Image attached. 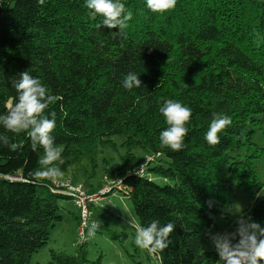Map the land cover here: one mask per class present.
Wrapping results in <instances>:
<instances>
[{
  "label": "trees",
  "instance_id": "16d2710c",
  "mask_svg": "<svg viewBox=\"0 0 264 264\" xmlns=\"http://www.w3.org/2000/svg\"><path fill=\"white\" fill-rule=\"evenodd\" d=\"M121 2L133 13L123 34L97 27L102 17L93 19L85 0H0V115L15 100L20 73L40 79L57 97L47 113L55 112L52 136L63 154L70 145L79 151L112 145V135L123 138L127 151L111 175L123 179L120 190L139 226L176 225L169 247L156 254L161 264H216L217 253L202 242L217 230L218 215L230 221L225 207L234 187L253 199L249 216L264 224V195H257L264 183L254 167L264 147L253 140L264 122V0H177L162 14L147 9L146 0ZM130 71L143 82L131 91L122 87ZM169 99L192 110L179 152L159 141L167 128L159 109ZM214 113L232 123L213 147L204 137ZM0 135L22 145L11 150L0 143V264H28L62 220L58 200L71 198L59 185L63 180L31 175L43 149L32 151L26 133L0 126ZM134 147L160 156L156 165L145 164L166 183L143 173ZM110 234L120 241L127 235ZM49 255L47 264H102L101 255L87 258L85 241L74 255Z\"/></svg>",
  "mask_w": 264,
  "mask_h": 264
},
{
  "label": "clouds",
  "instance_id": "9594fccd",
  "mask_svg": "<svg viewBox=\"0 0 264 264\" xmlns=\"http://www.w3.org/2000/svg\"><path fill=\"white\" fill-rule=\"evenodd\" d=\"M37 3L43 5L45 0H37ZM176 3L177 0H146V7L152 13L162 14L174 9ZM85 7L90 11L93 19L96 16L102 17V24L97 27L118 29L117 34H123L128 22L133 19V13L126 9L121 0H85ZM254 37L255 42L258 43L259 33H254ZM139 76L140 74L128 72L123 79L122 87L129 91L141 87L143 82ZM14 88L15 100L9 103L7 113L0 115V126L14 134L26 133L32 151L43 149V155L38 161L40 168L31 174L36 181L62 177L61 169L52 165L56 161L64 163L61 160L64 148L63 145L57 146L52 136L56 127L55 112L47 113L49 106L55 103L57 97L49 93L40 79L33 77L27 71L20 73V78L14 82ZM159 112L167 124V128L159 134L160 146L167 147L173 152L182 151L188 135L186 125L191 119V108L169 99L163 103ZM231 123L230 116L214 113L204 137L207 144L213 147L218 145L221 142L218 133ZM0 143L11 150L22 147L19 144H10L6 135H0ZM206 203L211 208L213 201L209 200ZM225 211L236 216L235 227L231 232L210 235L218 261L222 264H264V224L253 220L250 216L240 214L233 206L227 207ZM86 227L88 229L86 238H91L96 235L100 225L93 222ZM175 227L176 225L171 221L161 226L158 220H152L148 226L136 228L134 244L153 254L162 253L169 247L171 243L169 238Z\"/></svg>",
  "mask_w": 264,
  "mask_h": 264
},
{
  "label": "rangeland",
  "instance_id": "374dc122",
  "mask_svg": "<svg viewBox=\"0 0 264 264\" xmlns=\"http://www.w3.org/2000/svg\"><path fill=\"white\" fill-rule=\"evenodd\" d=\"M110 138L113 141L112 145L103 146L99 143L85 145L79 151H74L73 149L76 147L70 145L68 153L63 154L62 152L61 154V160L64 163L56 161L52 165L59 167L63 176L50 180L51 183L64 180L72 185L69 181L71 180L75 183L73 185L79 186L84 193L88 192L99 197L89 204L87 218L88 225L93 222L100 225L96 235L86 238L87 227L80 233L81 218L76 220L75 217L78 215V208L71 199H59L62 220L53 227L48 243L31 254L28 264H47L50 260V250L74 255L77 253V247L81 241L86 242L87 258L90 261L96 260L101 255L102 264H161L156 254L140 249L134 244L136 228L139 227L138 217L127 195L120 190L125 188L123 179L111 175V170L120 166L121 158L125 155L127 147L122 144L121 136L112 135ZM253 140L260 147H264V122L255 128ZM131 151L141 159L143 173L147 177L159 184L167 182L166 178L148 169L145 164L151 160L148 166L156 165L160 156L138 147L132 148ZM254 167L258 177L264 183V154L255 159ZM117 183H120L121 186L117 187ZM111 186L112 189L109 192L103 193V189ZM257 195H264V184ZM252 201L253 199L243 193L239 187H234L230 203L225 207V210L227 207L233 206L236 211L247 217ZM229 218L230 221L225 218L224 214L218 215L215 219L217 230L211 235L233 231L236 216L229 214ZM110 232H116L118 235L126 233L127 235L120 241L118 237L112 238ZM202 248L204 250L214 249L210 237L203 240ZM216 264H220V261Z\"/></svg>",
  "mask_w": 264,
  "mask_h": 264
},
{
  "label": "built area",
  "instance_id": "2783aa9c",
  "mask_svg": "<svg viewBox=\"0 0 264 264\" xmlns=\"http://www.w3.org/2000/svg\"><path fill=\"white\" fill-rule=\"evenodd\" d=\"M59 185L64 188L63 191L65 192V194L70 196L74 205L79 209V214L81 218V224H80V229H81L80 233H81L83 229L86 227V225L89 224L87 221L88 206L89 204H92L99 197L94 194H89L88 192L84 193L79 186L73 184L72 186L70 185V183L64 180L60 182ZM116 186L120 187L121 184L117 183ZM111 189L112 186L105 190L103 189V193L109 192Z\"/></svg>",
  "mask_w": 264,
  "mask_h": 264
}]
</instances>
